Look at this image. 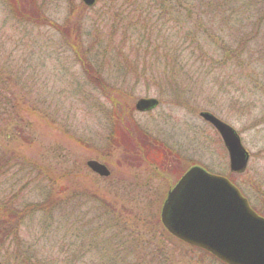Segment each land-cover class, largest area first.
Returning a JSON list of instances; mask_svg holds the SVG:
<instances>
[{"label": "rangeland", "instance_id": "obj_1", "mask_svg": "<svg viewBox=\"0 0 264 264\" xmlns=\"http://www.w3.org/2000/svg\"><path fill=\"white\" fill-rule=\"evenodd\" d=\"M27 2L33 3L19 0L16 11L0 0V93L5 97L0 160L14 156L16 162L8 173L0 168V200L16 198L5 203L13 206L5 207L10 211L41 203L52 193L51 204H59L23 221V259L33 264H221L166 239L157 201L167 188L164 177L184 162L185 168L196 164L231 179L264 216V52L257 70L244 67L241 74L230 63L219 62L216 70L206 61L186 65L190 72L162 74L154 59L130 51L135 35L120 39L122 23L111 26L110 16L126 11L107 12L102 0L83 8L81 0H39V19L38 11L25 8ZM252 11L242 22L244 30L255 20ZM261 43H250V53L263 49ZM119 49L125 57L117 55ZM96 77L106 80L105 95ZM143 97L157 98L158 106L135 111L134 103ZM115 98L123 105L115 111L121 122L113 127ZM200 112L237 132L249 154L244 172L229 170L223 142ZM110 128L119 147L107 151ZM156 148L163 159L155 165L150 160ZM88 159L104 162L110 177L89 171ZM154 243L163 244L161 258L152 251ZM10 253V264H18L17 249Z\"/></svg>", "mask_w": 264, "mask_h": 264}, {"label": "trees", "instance_id": "obj_2", "mask_svg": "<svg viewBox=\"0 0 264 264\" xmlns=\"http://www.w3.org/2000/svg\"><path fill=\"white\" fill-rule=\"evenodd\" d=\"M31 1L33 3L27 2L25 8L32 7L33 10L38 11L39 19H41L42 11H39V7H41L39 0ZM99 1L101 0H95V3ZM102 1L104 3L103 9L107 10V12L114 9V11L110 12L116 14L122 10L126 11L119 18L110 16L113 18V20H110L111 26L116 27L117 21L122 23L120 39L126 37V35L128 36V34L135 35L132 44L128 45L131 48L130 51L142 54L144 58L154 59L162 68V74L172 75L175 72L186 70L190 72L191 69L186 67V65L198 64L202 61L214 64L212 68L216 70L221 68L218 66L219 62L222 64L227 62L230 63V69H234L241 74L244 67L251 66L253 70H257V60L263 59L261 53L264 52V48L257 52L259 55H256L257 53L251 54L250 43L259 41L264 46V0ZM1 2L8 8L14 9L15 6V10H19V0H1ZM79 6L83 8L84 3L82 0ZM249 10H253L252 13H254L255 20L252 22V27L244 30L242 22L247 18L246 15ZM226 30L230 33L226 34ZM121 45L126 46L124 43H121ZM120 51V49L116 50V52H119L117 55L120 58L125 57L126 53ZM204 70L208 71L209 69L204 68ZM94 75L98 76V73H94ZM138 77L141 78L140 76ZM94 79L98 81V89L105 95L103 89L105 88L106 80L102 77ZM4 98L0 93L1 106L5 103ZM108 100L110 99L108 98ZM113 104L110 118L114 127L117 121L121 120V113L118 114L115 111L122 107L123 103L115 98ZM0 112L3 113L1 109ZM115 135V131L110 128L104 138V146L107 151L109 149L115 150L119 147L117 135ZM153 151L151 152L150 161L156 165L158 161L163 159V155L157 148ZM4 156L1 157L0 168L7 169L8 173L16 162H13L15 161L14 156H11L12 158ZM165 166L164 164L161 167ZM155 174L158 175V172L155 171ZM53 196L52 193H49L47 198L41 203L14 206V209L10 211L5 207L13 208V206L5 205V203L13 204L16 198H11L8 202L0 200V264H10L11 257L10 259L8 257L11 256L12 253L10 252L14 251V249H17V254L20 257L18 264H33L30 260L22 257L25 250L21 248L20 226H22L25 218L30 217L32 213L52 211V207L54 210V207L59 203L51 204V202L54 203L55 201ZM107 214L108 212L103 213V215ZM117 246L120 250L121 247ZM161 246L156 243L152 245V251L158 258H161L164 252V249H160ZM146 248V246L142 248L140 257H145L146 253L144 250ZM148 253H151V251L149 250ZM80 254H82V251ZM1 255L3 256L2 259ZM164 262V260L161 261L162 264Z\"/></svg>", "mask_w": 264, "mask_h": 264}, {"label": "water", "instance_id": "obj_3", "mask_svg": "<svg viewBox=\"0 0 264 264\" xmlns=\"http://www.w3.org/2000/svg\"><path fill=\"white\" fill-rule=\"evenodd\" d=\"M82 1L87 6L94 2ZM156 104L153 98H140L135 109L148 111ZM199 115L221 136L229 169L243 171L247 154L234 130L208 112ZM86 165L99 176L109 175L106 166L96 160H88ZM159 217L176 239L203 248L226 264H264V218L227 178L208 173L200 165L187 168L167 189Z\"/></svg>", "mask_w": 264, "mask_h": 264}]
</instances>
